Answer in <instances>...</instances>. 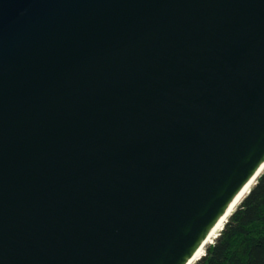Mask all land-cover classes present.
Here are the masks:
<instances>
[{
	"label": "water",
	"instance_id": "1",
	"mask_svg": "<svg viewBox=\"0 0 264 264\" xmlns=\"http://www.w3.org/2000/svg\"><path fill=\"white\" fill-rule=\"evenodd\" d=\"M263 162L264 0H0V264H186Z\"/></svg>",
	"mask_w": 264,
	"mask_h": 264
},
{
	"label": "trees",
	"instance_id": "2",
	"mask_svg": "<svg viewBox=\"0 0 264 264\" xmlns=\"http://www.w3.org/2000/svg\"><path fill=\"white\" fill-rule=\"evenodd\" d=\"M194 264H264V170Z\"/></svg>",
	"mask_w": 264,
	"mask_h": 264
},
{
	"label": "bare ground",
	"instance_id": "3",
	"mask_svg": "<svg viewBox=\"0 0 264 264\" xmlns=\"http://www.w3.org/2000/svg\"><path fill=\"white\" fill-rule=\"evenodd\" d=\"M264 170V162L261 164V166L258 168L257 172L254 174V176L250 179V183H246L244 185V187L236 194V196L233 198V200L236 199L237 196H240V199L236 202L235 205H233V200L231 201V203L229 204V206L227 207L226 211L224 212V214L221 216V218L217 221V223L213 226V228L210 230V232L208 233V235L206 236V238L204 239V241L202 242V244L204 245L203 248H201V246L194 252V254L190 257V259L187 261L186 264H194V262L203 255L204 253V249L205 247L210 244L213 239L216 237L217 233L219 232V230L221 228H217V224L218 223H223L226 221L227 217L230 215V213L235 209V207L241 202V200L243 199V197L247 194L249 188L253 185V183L255 182L257 176ZM241 193H243L241 195ZM231 207V211L229 212V208ZM225 213H227V215H225ZM223 218V219H222ZM201 244V245H202Z\"/></svg>",
	"mask_w": 264,
	"mask_h": 264
},
{
	"label": "snow or ice",
	"instance_id": "4",
	"mask_svg": "<svg viewBox=\"0 0 264 264\" xmlns=\"http://www.w3.org/2000/svg\"><path fill=\"white\" fill-rule=\"evenodd\" d=\"M250 182H251V181H249V183H250ZM242 194H243V193H241V195H242ZM239 199H240V196H237L236 199L233 200V202H232L233 205H235L236 202H237ZM228 211H229V212L231 211V207L229 208ZM225 215H227V213H225ZM222 219H223V218H222ZM222 226H223L222 223H218L216 227H217V228H222ZM203 247H204V245L202 244V245H201V248H203Z\"/></svg>",
	"mask_w": 264,
	"mask_h": 264
}]
</instances>
